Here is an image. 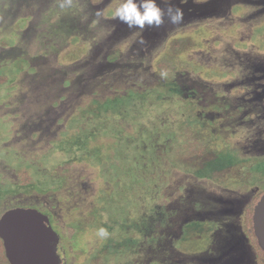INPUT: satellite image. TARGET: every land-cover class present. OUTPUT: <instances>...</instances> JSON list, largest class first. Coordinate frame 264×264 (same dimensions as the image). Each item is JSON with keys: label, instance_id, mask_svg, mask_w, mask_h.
Instances as JSON below:
<instances>
[{"label": "rangeland", "instance_id": "rangeland-1", "mask_svg": "<svg viewBox=\"0 0 264 264\" xmlns=\"http://www.w3.org/2000/svg\"><path fill=\"white\" fill-rule=\"evenodd\" d=\"M121 2L0 0V74L10 75L0 85V212L45 201L59 224L63 264H247L253 253L246 247L244 209L264 190V0H172L183 21L172 25L165 18L159 28L142 32L114 18ZM177 38L191 43L173 54L170 43ZM164 58L175 65L169 80L156 67ZM168 82L193 104L208 146L225 153L222 165L234 164L216 180L210 178L214 163L203 176L164 165L160 171L171 170L160 177L165 186L146 206L139 203L137 218L126 217L127 231L114 222L105 227L93 212L97 198L116 182L101 173L118 174L125 183L127 177L111 163V138L85 134V118L73 132L78 108L129 86ZM76 133L79 141L90 136L89 144L106 156L93 146L90 162H64L67 155H80L69 152L73 139L66 138ZM105 161L113 166L107 169ZM24 169L40 192L23 191L22 185L10 192ZM58 178L61 187L43 192ZM111 202L109 214L120 201ZM72 223L78 228L71 236ZM100 227L107 237L97 234ZM0 264L9 262L0 255Z\"/></svg>", "mask_w": 264, "mask_h": 264}, {"label": "trees", "instance_id": "trees-1", "mask_svg": "<svg viewBox=\"0 0 264 264\" xmlns=\"http://www.w3.org/2000/svg\"><path fill=\"white\" fill-rule=\"evenodd\" d=\"M190 43L185 42L184 39H174L170 43V51L173 54L180 53ZM2 44L8 43L4 41ZM156 67L160 74L169 80L172 77L175 65L171 60L164 58L156 64ZM9 81L10 75L0 74V85ZM121 91H118L114 95H106L104 98L94 97L90 101L91 104L84 107L86 109L78 108V119L75 126H71V129H73V132L78 131L77 127L82 125L85 118V125L87 126L83 129L85 134L94 136L97 134L112 139L113 154L111 155V163L116 168L122 169L120 171L126 175L127 181L126 183L121 182L118 174L114 175L110 173L111 176H109L101 173L103 178L116 182V184L110 192L102 193L97 198V203L100 206L95 207L93 214L97 219H99L98 214L104 219L105 227L108 223L112 224L114 222L122 226V230L127 231L124 229V226L125 224L130 225V219L137 218L134 216L138 213L136 208L139 207V203H143L146 206L156 193H159L161 188L165 186L167 180L160 177L165 175L164 178H167L171 170L166 171L163 169L160 171V168H163L164 165L174 167L186 173L198 174L197 172H201L200 174L203 176L208 171L206 170L207 165L214 163L218 166L211 168L210 178L216 180L217 178H222L220 175L234 163L232 165H222L225 153L220 152L215 147L212 149V146H208V138L204 125L197 118H194L193 104L182 99L177 85L169 83L144 89H140V86H129L123 88ZM80 131L81 129L79 133ZM79 133L73 136L71 134L66 136V138L69 140L73 139L69 152L77 151L80 155H67L64 158V162L76 160L90 162V150L93 146L100 149V151L96 149L99 157L106 156V154L102 153L101 147L89 144L93 140H88L90 136L85 140L79 141L76 138V136H80ZM213 133L211 130L212 139H214ZM103 160L101 159V161ZM108 163L105 161V165L108 166L107 169L113 166ZM101 166L103 165L101 164ZM251 171L253 172L254 169ZM38 173L40 176L44 175L40 172ZM19 175L20 182L16 184L14 189H11V193H17L21 189L26 191V188H34L40 192L39 187L41 186H37L33 180L34 175L31 172L24 169ZM51 181L53 185L43 190V192L48 189H57L64 183L60 178L52 179ZM252 184H255V182L248 185ZM19 185H22L21 189ZM121 189L123 193L117 195L119 190L122 191ZM1 191L2 189L0 190V194ZM263 193L264 190H260L253 196L245 209L244 215V228L248 231L250 241L259 252V260L261 258L264 259V253L259 248L253 234V207L259 196ZM115 197L120 202L117 206H113L114 212L112 214L106 213L108 204H113L111 201ZM119 208L122 210L121 212L118 211ZM153 211L154 209H147L149 213H153ZM126 217L129 220H126ZM110 226L108 225L109 228ZM73 228H78V225L72 223L71 236L74 235ZM131 230H136L138 233V229L131 228ZM139 238L141 239L142 237L139 236ZM139 238L136 239L137 241L135 239L132 241L136 243L139 241ZM126 248L127 243L124 247H121V250L124 251ZM121 254H117L116 259H119L118 257ZM0 255L3 257V261L8 262L1 238Z\"/></svg>", "mask_w": 264, "mask_h": 264}, {"label": "water", "instance_id": "water-1", "mask_svg": "<svg viewBox=\"0 0 264 264\" xmlns=\"http://www.w3.org/2000/svg\"><path fill=\"white\" fill-rule=\"evenodd\" d=\"M253 234L264 253V193L253 207ZM0 238L9 264H60L59 237L35 208H12L0 216Z\"/></svg>", "mask_w": 264, "mask_h": 264}, {"label": "clouds", "instance_id": "clouds-1", "mask_svg": "<svg viewBox=\"0 0 264 264\" xmlns=\"http://www.w3.org/2000/svg\"><path fill=\"white\" fill-rule=\"evenodd\" d=\"M186 3L187 0H180ZM193 2H204V0H193ZM161 4H167V8H162ZM61 7H64L61 4ZM100 13L98 12L97 15ZM183 10L172 5V0H122L116 7L114 18L119 19L130 29H139L141 32L148 27L159 28L167 18L172 25L180 24L183 21ZM140 43H144L141 38ZM100 237H107L108 231L104 227L98 229Z\"/></svg>", "mask_w": 264, "mask_h": 264}, {"label": "flooded vegetation", "instance_id": "flooded-vegetation-1", "mask_svg": "<svg viewBox=\"0 0 264 264\" xmlns=\"http://www.w3.org/2000/svg\"><path fill=\"white\" fill-rule=\"evenodd\" d=\"M19 192H20V190H19ZM1 195V194H0ZM253 198V197H252ZM252 200V199H251ZM250 200V201H251ZM249 201V202H250ZM248 202V203H249ZM248 203L246 204V206H245V209H246V207H247V205H248ZM40 204V203H39ZM39 204H37V203H35V204H29V203H18V204H14V205H10V206H8L7 208L6 207H4V209L0 212V216L5 212V211H7V210H9V209H12V208H18V207H21V208H35V209H37L38 211H40L42 214H44V215H46L47 217H48V219H49V223H50V225H51V227H52V229L54 230V231H56V233H57V235H58V237H59V240H58V242H57V244H56V247H55V250H56V253L59 255V258H60V264H63V260H62V258H61V256H60V254H59V242H60V238H61V236H60V234H59V229H58V227H59V224H58V222H57V219H55V217H54V215H53V212H51V208L49 207V205L47 204V203H45V201H43V204H41V205H43V207L41 206V205H39ZM245 209H244V214H243V220H244V215H245ZM66 227V226H65ZM243 228H244V225H243ZM214 230V229H213ZM213 230H211L209 233H211ZM244 230H245V228H244ZM245 240H246V242H247V244H246V247L247 246H250V248L252 249V253H253V255H252V257H250L251 259L250 260H248V262H247V264H264V262H263V260L264 259H262L261 258V260H259V252H258V250L255 248V246H254V244H252V242L250 241V238H249V234H248V231H246L245 230ZM210 236V235H209ZM231 241L229 240L228 241V243H230ZM208 245H206V246H204L203 248H200L201 250L200 251H207L208 250V247H207ZM232 247H233V245H232ZM241 247V246H240ZM184 249V248H183ZM189 252H191V251H189ZM199 252V251H198ZM242 256H243V258H249V255L248 256H246L244 253L242 254ZM241 258V257H240ZM117 260H120V259H117Z\"/></svg>", "mask_w": 264, "mask_h": 264}, {"label": "crops", "instance_id": "crops-1", "mask_svg": "<svg viewBox=\"0 0 264 264\" xmlns=\"http://www.w3.org/2000/svg\"><path fill=\"white\" fill-rule=\"evenodd\" d=\"M4 42V41H3Z\"/></svg>", "mask_w": 264, "mask_h": 264}]
</instances>
